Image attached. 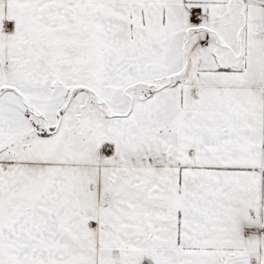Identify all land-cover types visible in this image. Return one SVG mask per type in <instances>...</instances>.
Wrapping results in <instances>:
<instances>
[{
    "label": "snow or ice",
    "instance_id": "1",
    "mask_svg": "<svg viewBox=\"0 0 264 264\" xmlns=\"http://www.w3.org/2000/svg\"><path fill=\"white\" fill-rule=\"evenodd\" d=\"M0 264H264V0H0Z\"/></svg>",
    "mask_w": 264,
    "mask_h": 264
}]
</instances>
